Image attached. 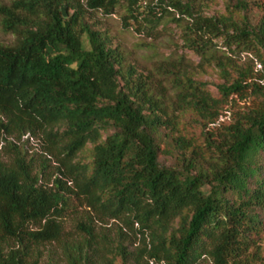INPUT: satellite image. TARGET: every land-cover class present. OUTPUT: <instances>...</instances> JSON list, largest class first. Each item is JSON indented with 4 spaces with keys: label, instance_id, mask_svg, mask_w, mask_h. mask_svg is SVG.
<instances>
[{
    "label": "trees",
    "instance_id": "1",
    "mask_svg": "<svg viewBox=\"0 0 264 264\" xmlns=\"http://www.w3.org/2000/svg\"><path fill=\"white\" fill-rule=\"evenodd\" d=\"M122 6L123 25L147 36L173 8L200 62L177 53L139 72L86 19ZM227 10L207 16L196 0L0 4L17 36L0 46V264H58L43 259L53 245L64 264H264V58L257 74L228 53L264 50V0H227ZM205 64L224 79L217 97L194 78ZM187 111L202 143L179 133ZM28 133H43L59 162L53 181L29 158ZM87 144L93 160L76 161ZM165 152L177 163L162 164ZM77 206L87 215L67 230ZM110 219L124 226L118 240L98 230Z\"/></svg>",
    "mask_w": 264,
    "mask_h": 264
},
{
    "label": "rangeland",
    "instance_id": "2",
    "mask_svg": "<svg viewBox=\"0 0 264 264\" xmlns=\"http://www.w3.org/2000/svg\"><path fill=\"white\" fill-rule=\"evenodd\" d=\"M14 0H0V4L10 5ZM207 16H228L230 13L227 10V0H196ZM170 10V17L165 18L167 25L162 23L157 28V33L153 36L138 33L134 27L126 28L123 25L122 16L125 13V8L118 7L115 13L106 15L102 11H92L87 15V22L96 30L100 31L102 36L108 40L110 45L114 48H119L126 56L127 63L137 67L139 72L147 74L149 70H153L157 61L165 56L176 55L177 53H185L190 57L193 64L197 65L200 58L193 54L191 51L183 47L182 41L183 28L175 22L174 16L177 12L168 7ZM169 14V13H167ZM244 13L236 12L234 18L236 20H243ZM251 17L256 21L259 17L258 12H252ZM17 36L11 32L4 31L1 18H0V46H11L16 43ZM220 47L225 50L223 39H219ZM232 56L235 64L240 68H251L253 72H261L263 64L260 59L264 58V50L261 49L260 53L246 52L235 50L234 52L228 51ZM259 74V73H257ZM194 78L199 81L207 82L208 89L214 96L219 95L218 85L224 82L220 76V72L213 65L205 64L201 68H196ZM179 114V133L187 134L189 137H195L198 143L203 142L202 127L198 124V117L191 111ZM179 133L176 132L178 135ZM13 139V138H11ZM23 143L29 152V158L34 159L36 171L45 172V179H52V181L60 176L58 172L57 159L45 151L47 141L43 133L32 135L28 133L24 136ZM4 141H0V149ZM92 144H87L77 155L76 161L83 163H91L92 158ZM171 148H169L170 150ZM45 157L49 160L45 161ZM160 162L166 165H174L177 163V155L173 153H163L160 156ZM71 184V182L69 183ZM74 204H78L75 200ZM88 208L85 206H77L75 211H71L66 219L67 230L73 229L75 224L85 219ZM119 227H124L120 221L114 219L107 220L106 223L99 222L98 230L108 232L115 240H118ZM134 248V247H132ZM44 261L51 263H62L61 250L57 246H48L44 249ZM115 264H122L119 258ZM202 264H212L211 261L206 260Z\"/></svg>",
    "mask_w": 264,
    "mask_h": 264
}]
</instances>
